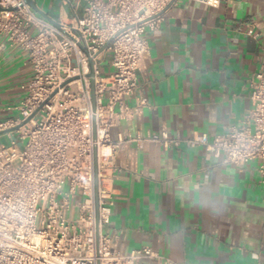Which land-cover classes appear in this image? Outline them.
I'll return each instance as SVG.
<instances>
[{"label": "built area", "instance_id": "2783aa9c", "mask_svg": "<svg viewBox=\"0 0 264 264\" xmlns=\"http://www.w3.org/2000/svg\"><path fill=\"white\" fill-rule=\"evenodd\" d=\"M194 1L211 8L221 2ZM174 2L86 0L83 15L66 26L38 15L26 0H0V54L21 50L32 68L21 86L23 100L6 109L16 115L0 120V264H139L144 258L183 264L150 248L122 254L111 247L104 230L120 171L114 158L126 143H153L164 150L201 147L239 168L257 161L264 186V62L250 82V110L221 135L195 132L183 138L162 130L149 137L110 138L112 128L148 105L138 92L137 72L149 52L148 34L160 28ZM107 56L112 71L104 76ZM133 97L130 106L125 99Z\"/></svg>", "mask_w": 264, "mask_h": 264}, {"label": "crops", "instance_id": "0c3cea01", "mask_svg": "<svg viewBox=\"0 0 264 264\" xmlns=\"http://www.w3.org/2000/svg\"><path fill=\"white\" fill-rule=\"evenodd\" d=\"M33 2L48 20L68 26L83 15L86 0ZM148 39L137 72L138 92L148 105L112 128L111 140L162 130L213 137L250 110V82L264 62V0H221L218 8L175 0ZM111 71L107 56L102 72ZM31 75L25 52L7 48L0 54V120L16 115L6 109L23 100L21 86ZM125 102L133 106L136 100ZM114 163L120 171L104 231L115 251L150 248L183 264H264V186L257 161L239 168L201 147L126 143ZM139 264L158 262L144 258Z\"/></svg>", "mask_w": 264, "mask_h": 264}, {"label": "water", "instance_id": "95a60500", "mask_svg": "<svg viewBox=\"0 0 264 264\" xmlns=\"http://www.w3.org/2000/svg\"><path fill=\"white\" fill-rule=\"evenodd\" d=\"M26 3L29 5V7L34 10L36 13L39 15L43 16L44 18L47 19L42 12H40L33 0H26ZM1 10V9H0ZM90 69L92 71V65H90ZM90 77L92 76V72L89 75ZM92 102H93V107H94V91H93V83H92ZM93 140L96 139V132H95V123L93 120ZM93 194H94V207H95V219H96V229H97V238H98V179H97V148H93ZM99 264V263H97Z\"/></svg>", "mask_w": 264, "mask_h": 264}]
</instances>
